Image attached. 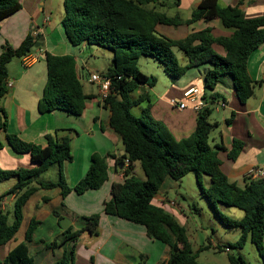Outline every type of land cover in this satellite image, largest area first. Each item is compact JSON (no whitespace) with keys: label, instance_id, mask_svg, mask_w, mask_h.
I'll use <instances>...</instances> for the list:
<instances>
[{"label":"trees","instance_id":"obj_1","mask_svg":"<svg viewBox=\"0 0 264 264\" xmlns=\"http://www.w3.org/2000/svg\"><path fill=\"white\" fill-rule=\"evenodd\" d=\"M180 3L181 0H64L62 27L69 43L76 47L96 45L113 52L112 66L104 72L111 78L112 92L102 103L110 111L109 125L121 138L125 150L120 162L124 164L125 160H129L130 165L124 170V181L112 186V196L105 202L104 211L144 226L149 238L166 244L169 248L166 264H203L198 261V252L208 247L194 253L186 228L165 209L153 203L168 177L180 181L194 172L202 195L222 222L241 229L242 234L235 247L241 249L251 239L264 257V176L258 179L246 177L243 184H238L224 173L219 152L227 149L222 144L212 146L210 142L211 133L218 127L217 122L209 120L215 108L211 105L198 112L193 135L180 140L164 123L152 117L151 105L141 117L132 113L133 107L150 97L143 92L138 99H132L131 94L149 81L151 86L155 84V79L149 78L138 67L143 56L159 61L173 79L182 78L191 68L208 64L210 67L205 72L204 88L213 91L225 77H231L236 95L243 104L255 94L257 83L249 74L248 60L264 44V15L246 18L239 6L223 7L219 0H201L188 19H184L179 11L169 15L168 10L178 9ZM21 7L19 0H0V21ZM215 19L224 28L233 30L232 35L214 37L212 29L206 28L194 31L183 39H172L158 31L159 25L179 27ZM37 41L38 38L28 35L17 48L9 43L3 46L0 53V100L8 93L5 84L9 79V63L33 52ZM215 45L222 47L225 55H220ZM176 51L185 55L186 65L180 64ZM45 61L47 81L38 102L39 113L63 111L73 116L82 115L92 96L85 93L75 56L46 52ZM218 97L214 94L209 99L214 102ZM7 126L6 117L0 109V131L6 130ZM62 131L66 132L61 134ZM71 132V129H62L47 135L44 147L23 141L14 134L7 135V141L15 152L29 154L32 162L39 166L16 170L0 167V182L17 178L16 184L6 193L16 196L12 213L0 210V247L19 232L24 220V207L39 188L58 187L65 199L72 192L84 194L89 190H98L108 181L106 159L110 154L102 156L95 153L84 177L74 186L67 183L62 165L73 161ZM244 145L242 141L235 140L228 153L229 159L236 160ZM3 148L4 143L0 140V152ZM135 163L140 164L145 179L134 173ZM53 165L60 168L58 181H41L42 175ZM203 175L211 180L207 189L201 184ZM221 204L241 209L244 217L241 220L227 217L219 210ZM64 206L62 204V208ZM54 215L59 220L63 218L59 210H54ZM100 218L98 213L83 216V228L74 230L70 226L64 230L60 243L48 244V250L64 246L63 256L53 264H74L77 241L86 231L97 235ZM38 225L36 220L30 222L25 241L10 251L4 260L0 259V264H37L32 245ZM230 264L245 262L242 258L231 256Z\"/></svg>","mask_w":264,"mask_h":264},{"label":"crops","instance_id":"obj_2","mask_svg":"<svg viewBox=\"0 0 264 264\" xmlns=\"http://www.w3.org/2000/svg\"><path fill=\"white\" fill-rule=\"evenodd\" d=\"M19 2L21 9L0 21V53L6 43L14 48L19 47L28 35L38 38L37 42H43L44 45L34 48L33 52L41 53V57L30 67L25 68L19 58L13 59L8 65L9 80L13 86L0 100V109L8 124L6 130L0 131V140L4 143V148L0 152V167L5 170H16L39 166L32 162L29 154L15 152L7 141V135L14 134L23 141L44 147L47 145V135L54 134L57 130L71 129L73 161L62 165L67 183L74 186L84 177L95 153L102 156L110 154L106 159L109 179L98 190H89L84 194L72 192L65 199L58 187L39 188L24 207V220L19 232L14 239L0 247V259L4 260L10 251L25 241L32 220L39 222L32 245L37 264H53L61 258L64 246L53 250L47 249L48 244L60 243L63 240V232L66 229L62 228L60 220L54 215V210H59L63 218L70 220L69 227L72 226L74 230L81 229L85 225L83 216L97 213L101 216L98 234L86 231L77 241L74 264H166L169 258V248L166 244L149 238L144 226L108 215L104 211L105 202L112 196V186L125 179L126 165L120 162L125 150L121 138L109 125L110 111L100 101L97 85L90 81L89 74L83 77L81 70L85 69V65L78 62L77 57L67 46L66 40L59 44L53 43L52 47L48 46L49 40L51 41L55 35L60 39L63 37L64 0H60L58 4L55 0H19ZM200 2L201 0H181L177 10L180 12L181 9H192L193 11ZM219 4L223 7L239 6L245 17L249 19L264 15V0H219ZM179 27L187 28L183 37L172 38L167 34L164 35L172 39H183L194 31L206 28L212 29L214 37H229L233 33L224 30L217 19L209 22L198 21ZM158 31L161 34L165 33L159 27ZM214 48L220 55H225L222 47L215 45ZM46 52L75 56L78 75L82 82L83 78L87 79L88 86H84L85 93L92 96L87 101L82 115L73 116L63 111L39 113L38 102L47 81ZM186 64L187 59L184 65ZM209 67L210 65L206 64L191 68L182 78L165 82L164 88L151 86L149 81V84L142 86L145 91L139 89L132 93L131 97L138 99L141 93L147 92L150 99L138 104L141 113L151 105L152 117L164 123L177 140L193 135L198 113L190 107L180 110L173 105V101L184 100V93L192 87L201 90L208 100V106L212 105L216 108L217 102L224 100L225 106L213 111L221 117L214 121L218 123V127L213 131L214 135H210V142L212 146L222 144L226 147V151L219 152L222 170L231 181L243 184L252 168L264 170V44L254 51L248 60L249 74L257 85L254 96L245 104L239 101L231 77H225L213 91L204 88L205 72ZM214 94L219 97L213 102L209 98ZM65 132L62 131L61 134ZM235 140L242 141L245 145L238 158L231 160L228 153L234 147ZM134 166V173L137 175L138 163ZM54 167H56L54 170L50 168L43 174L41 181H58L60 168L58 165ZM50 173L53 180L48 179ZM16 182L17 178H12L0 184V189L3 190L0 192V210L3 213L13 211L16 196L4 195ZM208 184L210 186L211 183ZM179 187L181 186L178 181L168 177L153 199V203L165 209L185 227L188 219L186 209L168 197L169 191ZM172 201L176 206L170 204ZM62 204L65 205L63 208Z\"/></svg>","mask_w":264,"mask_h":264},{"label":"rangeland","instance_id":"obj_3","mask_svg":"<svg viewBox=\"0 0 264 264\" xmlns=\"http://www.w3.org/2000/svg\"><path fill=\"white\" fill-rule=\"evenodd\" d=\"M58 4L60 0H55ZM177 9H171L168 11L169 15H175ZM192 9H181L180 13L183 18H188L191 15ZM161 30L172 38L183 37L185 34L186 27H168L159 25ZM224 30L232 32L233 30L223 28ZM61 39L58 35H55L52 40H49L50 47L54 44L67 42L72 53L77 57L78 62L85 65V69L81 70L83 77L90 74L89 72H106L108 68L112 66L113 52L96 45L83 44L82 46L76 47L68 43L64 31L62 29ZM69 51V50H68ZM71 53V52H70ZM176 55L181 65L186 63V57L182 52L176 51ZM18 58H15L17 60ZM139 69L147 75L149 78L155 79V86L158 88H164L165 82L173 80L164 71L163 65L155 58L150 56H143L139 60ZM191 70V69H190ZM194 71V70H193ZM192 71V72H193ZM198 72V71H196ZM86 78H83L84 86L87 87ZM177 80V79H176ZM170 82V81H169ZM132 113L136 117H141V107L136 105L132 109ZM221 116L213 112L209 118L211 122L219 120ZM214 135L212 132L211 136ZM89 144L92 142L88 141ZM53 165L50 170H54ZM52 172V171H50ZM64 177V171L62 172ZM137 176L141 179H145V174L138 163ZM52 173L49 174L48 179L51 178ZM43 176V175H42ZM211 183L210 177L203 175L201 178V184L205 189L209 187ZM1 184V182H0ZM181 186L176 190L168 192L169 199L175 200L178 204L186 209L187 222L185 228L187 230V236L191 244V248L194 253L198 252L199 249L208 247L205 250L198 252V261L203 264H230V257L235 256L236 258H242L245 264H264V257L256 245L248 239L244 247L238 249L235 244L241 237V229L236 227L227 226L218 217L215 210L209 205L207 199L202 195L201 186L197 180L194 172L189 173L187 176L178 181ZM1 187V185H0ZM3 190L0 189V192ZM6 196V194H5ZM219 210L229 218L238 220L243 218L244 212L236 207L227 206L224 204L219 205ZM191 212V214L189 213ZM11 221V218H10ZM20 237V235H17ZM229 246L231 249L230 253L225 252V247ZM221 248V250H220Z\"/></svg>","mask_w":264,"mask_h":264},{"label":"built area","instance_id":"obj_4","mask_svg":"<svg viewBox=\"0 0 264 264\" xmlns=\"http://www.w3.org/2000/svg\"><path fill=\"white\" fill-rule=\"evenodd\" d=\"M40 57H41V53L31 52L21 59L22 65L25 68H28L32 64H34L36 61H38ZM89 79L92 83L97 85L100 101L103 102L104 100H106L112 92L111 78H109L105 73L90 72ZM5 85L7 89L13 86L12 82L9 79L6 81ZM173 105L178 107L180 110L190 107L195 112L198 113L208 106V100L203 97V94L199 88L192 87V88H189L184 93V100L180 102L173 101ZM224 106H225V102L223 100H219L217 102V107L215 109L218 111L220 110V108ZM124 164L126 165V167H128L130 165L129 160H125ZM263 176H264V170L261 168H252L251 170H249L248 174L246 175V177L251 178V179H258ZM170 204L172 206H176V203L173 201L170 202ZM225 252L227 253L231 252V249L229 246L225 247Z\"/></svg>","mask_w":264,"mask_h":264},{"label":"water","instance_id":"obj_5","mask_svg":"<svg viewBox=\"0 0 264 264\" xmlns=\"http://www.w3.org/2000/svg\"><path fill=\"white\" fill-rule=\"evenodd\" d=\"M43 45H44V43L43 42H40V43H37L35 45V47H41ZM141 89L143 91H145V88L144 87H142ZM122 166H123V164H121V167ZM60 225L62 226L63 229H67L69 227V225H70V220L68 218H63V219L60 220Z\"/></svg>","mask_w":264,"mask_h":264}]
</instances>
